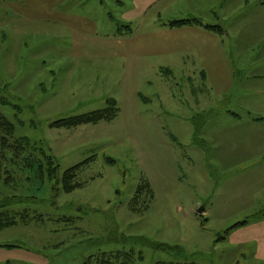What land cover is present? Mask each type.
Returning a JSON list of instances; mask_svg holds the SVG:
<instances>
[{
  "label": "rangeland",
  "instance_id": "obj_1",
  "mask_svg": "<svg viewBox=\"0 0 264 264\" xmlns=\"http://www.w3.org/2000/svg\"><path fill=\"white\" fill-rule=\"evenodd\" d=\"M139 1L0 0V114L58 168L0 143V264H264V123L243 119L264 115V0ZM178 18L231 31L229 65L158 67L154 20Z\"/></svg>",
  "mask_w": 264,
  "mask_h": 264
},
{
  "label": "crops",
  "instance_id": "obj_2",
  "mask_svg": "<svg viewBox=\"0 0 264 264\" xmlns=\"http://www.w3.org/2000/svg\"><path fill=\"white\" fill-rule=\"evenodd\" d=\"M164 1H169L168 7L173 8L172 6L174 5H180V1L182 0H173L174 3L177 1L175 4L170 2L172 0H149V3L151 2V4L156 5ZM143 3L146 5V8L151 5L144 1H139L136 5L141 6ZM261 5L264 6V1ZM180 19L186 18L174 20ZM159 20L158 22L154 20L157 27L153 31L154 37L152 41L155 42V51L159 52L158 54L161 55L160 58L166 60L165 62L161 61V63L156 64L158 67H166L172 73L177 72L176 68H184L187 66L200 68L202 74H207L206 78L208 80L210 72L222 71L224 68L223 61L226 66L229 65L227 64V57L230 54L227 51L226 41L230 37L231 31H227V35H222L194 23L180 27H171L169 22L173 21V19ZM128 56L131 58L133 56L136 57L135 52L128 53ZM132 63H138V61L135 60ZM228 68L231 69L232 67L230 66ZM233 74L235 78V71L231 70V75ZM228 79L230 80V77ZM213 85L217 86L215 82H213ZM243 90H249V88ZM261 103L264 104L262 101ZM258 108H261V104L258 105ZM222 118L228 122L230 127L236 126V122L242 121L241 115L233 110H226ZM243 119H247L250 123L253 122L254 125L264 123V115L258 116L256 113L253 115L249 112L247 118Z\"/></svg>",
  "mask_w": 264,
  "mask_h": 264
},
{
  "label": "trees",
  "instance_id": "obj_3",
  "mask_svg": "<svg viewBox=\"0 0 264 264\" xmlns=\"http://www.w3.org/2000/svg\"><path fill=\"white\" fill-rule=\"evenodd\" d=\"M198 24L203 26L208 30L215 31L219 34L224 33V28L220 25L205 23L200 18H186L180 20H173L169 22L171 27H180L189 24ZM109 107L106 109H101L98 111H93L88 114L75 116L71 118H65L57 120L52 123L53 127H72L81 124L88 123H98L102 120H108L115 116L116 114V103L114 100H109ZM15 126L5 117L0 114V143L2 146L9 147L11 138L14 139ZM14 145L16 149L19 150H29L30 156L33 158H38L40 161V169L42 171L47 170L48 176L57 172L56 161L54 156L47 152L44 148L37 145H32L29 140L26 139H14ZM39 152V153H38ZM40 154V155H39ZM42 158H41V157ZM80 165L67 169L63 173L62 182L63 190L73 191L77 185L73 184L72 181L76 177V173ZM11 223V222H10ZM13 223V222H12ZM5 224L0 220V229L4 227ZM132 253L117 252L115 254L102 253L99 256H90L83 264H130L132 260ZM118 262V263H117Z\"/></svg>",
  "mask_w": 264,
  "mask_h": 264
}]
</instances>
